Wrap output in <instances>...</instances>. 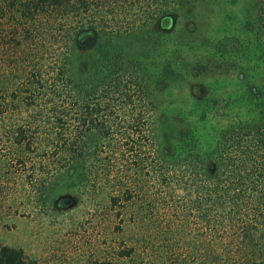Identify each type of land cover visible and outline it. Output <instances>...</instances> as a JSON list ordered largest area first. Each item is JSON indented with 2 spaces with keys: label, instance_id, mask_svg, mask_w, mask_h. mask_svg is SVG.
Returning <instances> with one entry per match:
<instances>
[{
  "label": "rangeland",
  "instance_id": "1",
  "mask_svg": "<svg viewBox=\"0 0 264 264\" xmlns=\"http://www.w3.org/2000/svg\"><path fill=\"white\" fill-rule=\"evenodd\" d=\"M255 5L256 0H176L170 7L171 28L152 33L140 22L142 30L123 36L118 51L127 66H139L127 69L146 82L148 104L142 112H150L156 124L166 116L180 121L197 110L193 98L199 96L202 83L215 85L225 79L229 84L234 59L218 50V41L246 40ZM6 6L0 16V87L19 91L31 74L41 73L49 87L36 93L38 107L7 97L0 101V245L21 249L27 261L40 264H216L219 236L201 222L197 211L180 205L171 212L161 205L158 214L151 212L147 192L157 189L155 179L146 170L136 171L124 143L117 160L92 153L95 147L87 151L82 165L64 153L53 155L60 148L55 119L60 110L46 108L45 102L53 96L57 73L69 62L73 86L82 88L92 78L94 84L100 54L82 52L61 25L42 36L32 31L36 39L25 42L24 29L29 26ZM143 33L153 35L147 45L136 42ZM84 39L81 46H86ZM232 90L227 86L225 96ZM56 94L55 101L61 103L63 98ZM110 103L122 133L131 109L122 105L118 94L110 95ZM231 118L214 112L207 133L227 126ZM21 127L33 143L30 152L14 140ZM79 166L84 170L77 171ZM72 167L77 169L69 171ZM134 186L143 187L145 197ZM113 196L119 198L117 205ZM233 239L230 243H240L235 235Z\"/></svg>",
  "mask_w": 264,
  "mask_h": 264
},
{
  "label": "trees",
  "instance_id": "2",
  "mask_svg": "<svg viewBox=\"0 0 264 264\" xmlns=\"http://www.w3.org/2000/svg\"><path fill=\"white\" fill-rule=\"evenodd\" d=\"M174 1L0 0V16L7 4L9 12L26 22L25 42L36 39L31 35L34 31L42 36L61 25L82 52L100 54V74L94 77V84L92 78L82 88L73 86L69 62L57 73L60 78L54 82L53 96L45 102L46 108L56 113L60 110L55 114L61 139H57L56 148H60L54 150V156L64 153L82 165L87 151L91 153L95 147L92 153L117 160L124 143L136 171L146 170L155 179L157 189L147 192L153 214L160 212L161 205L171 212L182 207L197 211L201 222L219 236L220 254L214 263L264 264V0H256L252 19L247 21L246 40L231 37L218 41V50L234 59L230 85L225 79L215 85L202 83L199 96L193 98L196 111L182 115L180 121L166 116L156 124L150 112H142L143 104H148L146 82L141 74L127 69L139 66L126 65L118 51L119 40L133 36L141 27L148 26L152 33L169 28ZM152 36L143 33L136 42L147 45ZM85 37L86 46H81ZM126 75L128 80L123 79ZM43 80L42 73L31 74L19 91L0 87V101L7 97L38 107L36 93L49 87ZM227 86L233 90L225 96ZM54 94L63 98L61 103L55 101ZM113 94L131 109V119L122 133L110 103ZM138 94L144 95L143 99ZM214 112L232 118L227 126L209 134L205 127ZM25 134L22 127L17 129L14 140L30 152L33 143ZM72 169L69 171L77 168ZM81 169L79 166L77 171ZM132 189L145 197L143 187ZM127 194L126 200L131 202L132 195ZM111 201L117 205L119 198L113 196ZM233 234L238 245L230 243ZM0 264L40 263L27 261L21 249L0 245Z\"/></svg>",
  "mask_w": 264,
  "mask_h": 264
},
{
  "label": "water",
  "instance_id": "3",
  "mask_svg": "<svg viewBox=\"0 0 264 264\" xmlns=\"http://www.w3.org/2000/svg\"><path fill=\"white\" fill-rule=\"evenodd\" d=\"M173 24H174V20H173V19H171V25H170V27H169V28H171V27L173 26Z\"/></svg>",
  "mask_w": 264,
  "mask_h": 264
}]
</instances>
